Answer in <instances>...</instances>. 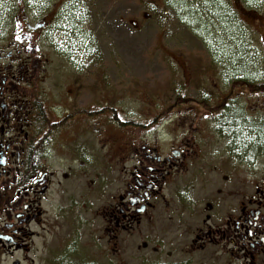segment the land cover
Wrapping results in <instances>:
<instances>
[{
    "label": "rangeland",
    "instance_id": "rangeland-1",
    "mask_svg": "<svg viewBox=\"0 0 264 264\" xmlns=\"http://www.w3.org/2000/svg\"><path fill=\"white\" fill-rule=\"evenodd\" d=\"M174 1L0 0V50L7 53L6 48L17 31L18 37L25 40L24 49L29 51L20 59L30 62L31 52L37 50L40 64L46 69V74L38 71L33 75L39 76L34 80L38 87L53 94L50 100L55 105L85 106L88 111L85 137L75 139L68 134L66 142L75 141L65 149L71 160L82 154L89 157L83 171L72 173L62 183L56 176L46 196L35 198L41 214L22 224L25 235L21 241L29 245L28 257L35 259L33 264H45L38 258L80 264L90 255L82 234L87 225L96 231L102 224L105 226L104 217L94 218L93 213L104 209L114 193L116 168L121 165L110 147L117 135L135 140L130 144L140 141L153 144L159 138L161 150L176 145L180 133L197 138L201 129L190 128L191 121L187 118L218 114V104L230 95L231 89L234 99L229 102L243 113L239 111L236 124L227 125L226 129L230 134V129H236L239 143L246 146L254 143L257 148L252 149L251 145L235 149L226 167L246 172V176L264 168L262 141L252 129L264 121V94L256 97L246 87L229 85L240 76L236 74L239 69L227 60L234 58L238 65L246 56L254 57L250 77L264 82V0H176V5ZM19 19H26L33 29L42 20L45 26L22 31L24 23ZM0 64L12 66L9 59ZM15 75L13 81L24 76ZM76 87L82 90H74L68 97L69 88ZM182 101L185 104L174 105ZM95 107L97 114L90 113ZM115 110L122 122L147 126L123 123L117 129V121L112 120ZM152 115L158 118L151 123L148 118L154 120ZM223 115L225 121L226 114ZM55 139L49 146L56 145ZM242 154H248L246 160L252 161L256 168L238 164ZM90 180L93 184L88 188ZM167 187L172 189L173 185ZM164 194L167 196L170 191L165 190ZM72 196L76 200H70ZM48 230L53 233H45ZM172 230L162 237L169 236ZM31 232H40V237ZM43 233L50 237L43 240ZM102 235V261L108 259L109 264H114L123 248L113 251L109 232ZM49 245L53 248L50 253ZM169 249L171 257H175L174 250L166 247ZM144 252L149 261L161 258Z\"/></svg>",
    "mask_w": 264,
    "mask_h": 264
},
{
    "label": "flooded vegetation",
    "instance_id": "flooded-vegetation-1",
    "mask_svg": "<svg viewBox=\"0 0 264 264\" xmlns=\"http://www.w3.org/2000/svg\"><path fill=\"white\" fill-rule=\"evenodd\" d=\"M19 22L24 23L20 30L32 29L26 19ZM40 25L39 29L45 23ZM15 32L7 53L0 50V62L9 59L12 63L11 67L0 64V264H33L29 245L21 241L22 224L41 214L35 198L46 196L56 176L62 183L72 173L83 171L89 157L82 154L71 160L66 150L75 140H66L85 137L88 111L85 106H59L50 100L53 94L34 82L38 71L46 74L37 50L31 52L30 62L20 59L29 51ZM17 73L24 74L26 81H13ZM69 89L68 97L82 90ZM95 108L90 113L97 114ZM224 116H189V127L201 129L198 137L180 133L177 144L168 149L161 150L159 138L153 144H130L135 140L114 137L110 148L121 165L116 168V186L111 201L93 213L94 218L104 217L105 226L96 231L87 225L83 231L90 255L80 264H109L108 259L102 261L101 241L106 232L113 251L123 248L114 264H264V168L246 176V172L226 167L235 149ZM152 118H148L151 123L158 116ZM119 127L117 122L115 128ZM54 138L56 145L49 146ZM242 155L238 164L256 168L246 160L248 154ZM92 184L90 180L87 187ZM165 190L170 191L168 197ZM70 200L76 199L72 196ZM61 209L64 212L65 207ZM169 229L172 232L163 238ZM31 233L40 237V232ZM45 233L51 235L53 230ZM47 237L41 236L43 240ZM166 247L174 250L175 257ZM47 250L50 253L53 248L49 245ZM144 251L161 258L149 261ZM37 260L61 264L48 258Z\"/></svg>",
    "mask_w": 264,
    "mask_h": 264
},
{
    "label": "trees",
    "instance_id": "trees-1",
    "mask_svg": "<svg viewBox=\"0 0 264 264\" xmlns=\"http://www.w3.org/2000/svg\"><path fill=\"white\" fill-rule=\"evenodd\" d=\"M172 3L174 5H176V0L174 2H172ZM166 4L169 5L170 3L166 2ZM177 6H179V4ZM227 60L232 65V67L235 65V67L239 69V72L236 73V74L238 76H240V78H234V79H232L229 82V85L230 84H232V85H238L239 88H242V89H244V87H246L251 92H254L253 94H255L256 97L264 94V82L257 81L256 79H254V76L252 78L250 77V74L251 73H249V71H250L249 68H252V67L255 66L254 64H255L256 59L254 57H251V56L248 57V56H246V60H243L244 62H241V64H238V65H236L234 58L232 60L231 59H227ZM231 92L232 91L230 89V95L229 96H226L225 97L226 99L223 100L220 104H218L217 109H216V110H222V109L224 110V113L227 116L226 117V123L229 126L230 125H235L236 124L235 118H238L239 119L240 112L243 113V111H241L240 109L236 108L234 104H232L231 102H229V101H231V100L234 99V97L233 98L231 97L232 96V93ZM255 96H253V97H255ZM178 104H185V102L182 101L180 103H175L174 105H178ZM203 106L206 107V104H203ZM225 108H226V110H225ZM112 116H113L112 117V120H116L118 122V124H120V125H122L123 123H127V125H134V124H136L135 122H131V121L122 122L121 119L119 118V113L116 110H115V113L113 111ZM241 122H243V124H244V121H241ZM252 129L255 130L258 133L259 137L257 139L262 141V145H263V148H264V121L262 123H260L259 125H256ZM230 130L232 132L230 135H231V139H232L231 147L233 149H238V148H241L242 146L243 147H250L251 145H252L251 146L252 149L253 148L254 149L257 148V146H255V144L252 143V142H250V143H252V144H249L250 146H246V144L244 142L239 143V140H237L235 138L236 129H233L232 128Z\"/></svg>",
    "mask_w": 264,
    "mask_h": 264
},
{
    "label": "water",
    "instance_id": "water-1",
    "mask_svg": "<svg viewBox=\"0 0 264 264\" xmlns=\"http://www.w3.org/2000/svg\"><path fill=\"white\" fill-rule=\"evenodd\" d=\"M38 26V25H37Z\"/></svg>",
    "mask_w": 264,
    "mask_h": 264
}]
</instances>
